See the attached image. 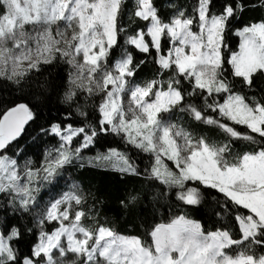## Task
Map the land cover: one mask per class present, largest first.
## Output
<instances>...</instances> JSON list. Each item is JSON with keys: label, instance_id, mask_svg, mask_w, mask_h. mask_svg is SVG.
<instances>
[{"label": "snow or ice", "instance_id": "1", "mask_svg": "<svg viewBox=\"0 0 264 264\" xmlns=\"http://www.w3.org/2000/svg\"><path fill=\"white\" fill-rule=\"evenodd\" d=\"M0 264H264V0H0Z\"/></svg>", "mask_w": 264, "mask_h": 264}, {"label": "trees", "instance_id": "2", "mask_svg": "<svg viewBox=\"0 0 264 264\" xmlns=\"http://www.w3.org/2000/svg\"><path fill=\"white\" fill-rule=\"evenodd\" d=\"M175 3L188 5L191 3V0H175ZM125 26L129 27V30L134 25H130L127 17L125 16L122 21ZM238 44L239 39L236 37L232 38V45L233 47L238 50ZM55 114V113H53ZM173 120L176 121V117H173ZM200 134H203L207 136L211 141L220 143L223 141V133L220 132V130L212 128L210 126H201L197 130ZM111 140V138H109ZM118 140V138H117ZM113 146H117V144H113ZM119 147L121 149L124 148V145L122 143L119 144ZM96 151H106V147L104 149H94L92 153H89V155H94ZM134 157L139 161L141 157H143V163L141 164V167H143V164L148 163V159L145 154H137L133 153ZM169 166H172L171 162H167ZM93 172L95 175H90L88 183H90L95 190L96 188H99L101 192L104 193V197L102 199H105V203L103 206L97 205V207H100L101 209V221H103L104 217H107L109 220H113L115 217L119 216V219L116 221V226L118 230L122 232V234H137V228H139V233L143 235V228L140 227V221L137 217H125L119 215V205L117 198L124 192L125 187H130V185H125L124 183H121V178H119L118 173H113L111 171H106L105 169H94ZM89 206L93 204V201L89 200ZM130 221V222H129ZM156 222L166 223L167 219L162 216H157ZM90 226H95L94 220L86 221ZM134 225L136 227H134Z\"/></svg>", "mask_w": 264, "mask_h": 264}, {"label": "rangeland", "instance_id": "3", "mask_svg": "<svg viewBox=\"0 0 264 264\" xmlns=\"http://www.w3.org/2000/svg\"><path fill=\"white\" fill-rule=\"evenodd\" d=\"M170 162V161H169ZM172 163V162H171ZM173 167H174V165H173Z\"/></svg>", "mask_w": 264, "mask_h": 264}]
</instances>
